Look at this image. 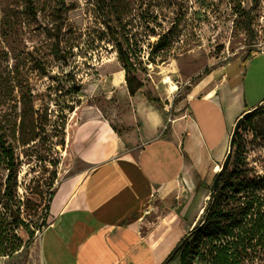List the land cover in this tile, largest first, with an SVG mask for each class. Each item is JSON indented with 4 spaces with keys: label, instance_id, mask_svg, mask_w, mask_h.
I'll use <instances>...</instances> for the list:
<instances>
[{
    "label": "rangeland",
    "instance_id": "374dc122",
    "mask_svg": "<svg viewBox=\"0 0 264 264\" xmlns=\"http://www.w3.org/2000/svg\"><path fill=\"white\" fill-rule=\"evenodd\" d=\"M119 44L135 67L129 73L139 87L135 97L170 113L204 75L236 59L246 60L247 102L264 99V55L257 57L264 51V0H0V254L9 257L6 264L28 257L50 223L57 191L84 177L70 148L78 109L97 104L126 119L131 101ZM119 71L126 94L112 84ZM258 108L242 132L240 165L264 176V102L249 112ZM4 149L14 155L10 163ZM176 229L165 239L167 249L181 241Z\"/></svg>",
    "mask_w": 264,
    "mask_h": 264
},
{
    "label": "crops",
    "instance_id": "0c3cea01",
    "mask_svg": "<svg viewBox=\"0 0 264 264\" xmlns=\"http://www.w3.org/2000/svg\"><path fill=\"white\" fill-rule=\"evenodd\" d=\"M245 61L208 72L172 113L139 96L125 120L97 104L78 109L70 148L84 177L57 191L50 223L15 264H163L170 231L181 240L201 220L237 121L264 102L246 100ZM121 73L112 84L126 94Z\"/></svg>",
    "mask_w": 264,
    "mask_h": 264
},
{
    "label": "trees",
    "instance_id": "16d2710c",
    "mask_svg": "<svg viewBox=\"0 0 264 264\" xmlns=\"http://www.w3.org/2000/svg\"><path fill=\"white\" fill-rule=\"evenodd\" d=\"M161 44L160 41L153 51L157 52ZM117 51L126 74L128 93L130 97H135L139 87L134 88V80L129 78V73L135 70L131 55L121 44L117 46ZM148 99L157 102L150 96ZM259 110L248 111L244 115L234 138L233 169L229 170L228 166L220 171L218 188L211 189L201 220L185 234L163 264H171L177 259L181 264H194L196 260L205 264H255L264 258V176L245 170L240 165L242 132L253 124ZM3 151L8 163L14 160L10 150ZM6 185V195L13 202L10 195L12 178L8 177Z\"/></svg>",
    "mask_w": 264,
    "mask_h": 264
},
{
    "label": "water",
    "instance_id": "95a60500",
    "mask_svg": "<svg viewBox=\"0 0 264 264\" xmlns=\"http://www.w3.org/2000/svg\"><path fill=\"white\" fill-rule=\"evenodd\" d=\"M75 89H76L77 91H80V90H81V86H75ZM243 120H244V116H242V117L237 121V123H236V125H235V128H234V130H233V133H232V136H231V139H230V150L228 151V154H227V156H226V158H225L223 164L221 165V170L226 169V168L229 166V164H230V161H231V158H232V151H231V149H232V147H233V145H234V138H235L236 133H237V132L239 131V129L241 128V125H242V123H243ZM221 170H220V171H221ZM219 177H220V172H218V173L216 174V177H215V179H214V182H213V189H214V190H216V189L218 188ZM11 214L13 215V219H14V220H17L18 216H17V214L14 212V208H13V207H11Z\"/></svg>",
    "mask_w": 264,
    "mask_h": 264
},
{
    "label": "bare ground",
    "instance_id": "6f19581e",
    "mask_svg": "<svg viewBox=\"0 0 264 264\" xmlns=\"http://www.w3.org/2000/svg\"><path fill=\"white\" fill-rule=\"evenodd\" d=\"M169 82L171 83V79L167 78V83H169ZM116 83H118L119 86H120V84L123 83V71H122L121 75H118V77H116ZM173 90H177V87H173ZM215 170H216V172H220L221 167L217 166ZM204 211H205V209L202 210V214L204 213Z\"/></svg>",
    "mask_w": 264,
    "mask_h": 264
},
{
    "label": "built area",
    "instance_id": "2783aa9c",
    "mask_svg": "<svg viewBox=\"0 0 264 264\" xmlns=\"http://www.w3.org/2000/svg\"><path fill=\"white\" fill-rule=\"evenodd\" d=\"M9 257L3 256L0 254V264H4L5 261L8 259Z\"/></svg>",
    "mask_w": 264,
    "mask_h": 264
}]
</instances>
